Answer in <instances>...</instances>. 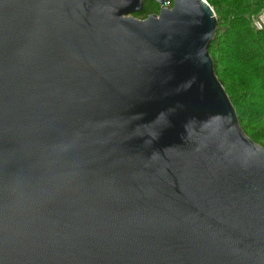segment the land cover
I'll return each mask as SVG.
<instances>
[{"label": "water", "instance_id": "obj_1", "mask_svg": "<svg viewBox=\"0 0 264 264\" xmlns=\"http://www.w3.org/2000/svg\"><path fill=\"white\" fill-rule=\"evenodd\" d=\"M143 1L0 0V264H264L216 15Z\"/></svg>", "mask_w": 264, "mask_h": 264}, {"label": "trees", "instance_id": "obj_2", "mask_svg": "<svg viewBox=\"0 0 264 264\" xmlns=\"http://www.w3.org/2000/svg\"><path fill=\"white\" fill-rule=\"evenodd\" d=\"M217 18L210 45L215 74L227 93L244 133L264 148V26L255 21L264 11V0H206ZM169 1L166 6L171 7ZM159 5L144 0L133 16L145 19L158 14Z\"/></svg>", "mask_w": 264, "mask_h": 264}, {"label": "rangeland", "instance_id": "obj_3", "mask_svg": "<svg viewBox=\"0 0 264 264\" xmlns=\"http://www.w3.org/2000/svg\"><path fill=\"white\" fill-rule=\"evenodd\" d=\"M255 25L260 28L261 26H264V11L262 14L259 16L258 20L255 21Z\"/></svg>", "mask_w": 264, "mask_h": 264}]
</instances>
